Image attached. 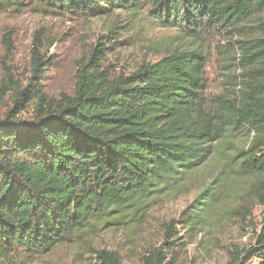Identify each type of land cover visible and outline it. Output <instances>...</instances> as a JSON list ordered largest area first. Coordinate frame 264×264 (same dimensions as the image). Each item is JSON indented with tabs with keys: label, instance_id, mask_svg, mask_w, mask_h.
<instances>
[{
	"label": "trees",
	"instance_id": "1",
	"mask_svg": "<svg viewBox=\"0 0 264 264\" xmlns=\"http://www.w3.org/2000/svg\"><path fill=\"white\" fill-rule=\"evenodd\" d=\"M153 3L163 26L180 28L199 46L110 80L102 68V38L80 64L73 96L47 106L36 84L21 93L30 97L33 120L11 112L0 118V257L17 249L57 248L94 224L158 199L171 178L215 155L254 182L248 197L264 207V0ZM108 7L134 9L138 0H0V13L89 16ZM216 29L246 38L240 43L244 76L237 93L207 97L202 89L208 54L200 41ZM52 45L36 37L34 75L52 64L40 52ZM244 136L248 146L233 153L231 146ZM210 201L192 203L184 213L189 227L203 225ZM173 226L167 239L174 237ZM160 257L153 252L145 263L161 264ZM99 259L121 264L113 252H99ZM253 259L264 264V212L253 242L234 252L236 264Z\"/></svg>",
	"mask_w": 264,
	"mask_h": 264
},
{
	"label": "rangeland",
	"instance_id": "2",
	"mask_svg": "<svg viewBox=\"0 0 264 264\" xmlns=\"http://www.w3.org/2000/svg\"><path fill=\"white\" fill-rule=\"evenodd\" d=\"M36 37L44 46L53 43L40 49L52 62L43 75L32 72ZM102 38L106 39L102 68L110 80L174 51L199 46L180 28L163 26L156 19L153 0H138L134 9L108 7L89 16L30 10L0 13V118L11 112L33 120L37 114L30 97L22 94L36 84L42 86L47 106L73 96L79 66ZM242 40L246 38L239 33L221 29L209 33L205 41L198 39L208 54L204 96L238 92L244 76ZM248 144L247 136L237 139L232 152ZM253 183L235 173L225 156L215 155L191 173L171 178L158 199L94 224L48 252L17 249L7 258L0 257V264H101L102 251L118 254L121 264H146L153 252H160L161 264H236L234 252L248 248L261 228L264 207L248 197ZM177 185L180 188H174ZM205 198L211 200L208 219L189 227L184 213L195 200L203 203ZM169 225L175 230L171 239L166 238Z\"/></svg>",
	"mask_w": 264,
	"mask_h": 264
}]
</instances>
